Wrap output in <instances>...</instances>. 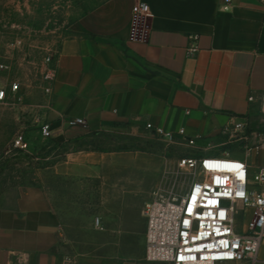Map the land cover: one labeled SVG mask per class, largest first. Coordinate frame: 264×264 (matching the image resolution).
Listing matches in <instances>:
<instances>
[{"label":"crops","instance_id":"1","mask_svg":"<svg viewBox=\"0 0 264 264\" xmlns=\"http://www.w3.org/2000/svg\"><path fill=\"white\" fill-rule=\"evenodd\" d=\"M138 1L148 3L154 16L146 19L148 38L132 41ZM223 5L224 0H107L81 16L56 56L57 79L42 106L46 121L61 129L56 138L70 142L114 129L149 133L150 122L174 132L184 128L206 148L227 141L221 129L232 117L247 116L253 124L264 92V2L232 0L230 11ZM192 35L199 36V51L189 55ZM251 95L255 102H249ZM75 118L86 125L70 126ZM105 155L73 151L59 166L79 180L110 172L108 212L63 218L39 186L0 203V264H64L67 255L75 264H169L146 258L142 211L148 200L128 191L144 183L117 187L123 175L99 167ZM243 264H264V247L256 261Z\"/></svg>","mask_w":264,"mask_h":264},{"label":"rangeland","instance_id":"2","mask_svg":"<svg viewBox=\"0 0 264 264\" xmlns=\"http://www.w3.org/2000/svg\"><path fill=\"white\" fill-rule=\"evenodd\" d=\"M107 0H0V83L8 87L19 83L18 100L0 106V203L31 186L42 187L56 204L63 218L95 216L109 211L105 187L106 176L76 179L59 166L67 153L79 150L105 153L102 168L118 170L120 185L130 189L133 197L151 199L155 192L184 193L194 175L181 169L179 158L195 149L167 145L149 133L129 129L91 132L79 141L44 138L40 123L46 121L43 105L42 71L47 57L57 55L63 41L72 36V25L84 14ZM253 127L264 130V116L257 113ZM24 135L28 146L15 145ZM210 151L246 155V147L217 140L203 145ZM252 165L264 166V148L247 156ZM141 179L143 182H141ZM120 189V188H119ZM244 218L238 215V228Z\"/></svg>","mask_w":264,"mask_h":264},{"label":"built area","instance_id":"3","mask_svg":"<svg viewBox=\"0 0 264 264\" xmlns=\"http://www.w3.org/2000/svg\"><path fill=\"white\" fill-rule=\"evenodd\" d=\"M264 2V0H259ZM232 0H224L223 9L230 11ZM154 16L151 6L142 1L134 5L132 41L148 38L150 26L146 19ZM189 55L199 51L198 35L191 36ZM57 55L46 58L42 71L44 94L52 93L57 79ZM5 65H0V70ZM20 85L12 82L6 87L0 83V106L18 100ZM256 98L249 96V102ZM259 114L264 116V92L258 99ZM70 126L86 125L82 118L68 121ZM150 135L167 145H181L195 149L191 155L179 158L181 169L192 171L194 178L182 194L155 192L143 208L147 220L146 258L152 262L169 264H243L256 261L264 247V166L255 168L247 156L264 148V130L254 128L247 116L232 117L221 129L227 143L246 147L244 157L228 153L205 154L195 138L186 130L169 131L147 123ZM40 133L46 138H56L61 129L50 122L40 123ZM179 137V138H178ZM19 148L28 143L24 135L15 140ZM244 223L238 228V215ZM95 224L102 228L101 219ZM64 264H75L73 257L65 256Z\"/></svg>","mask_w":264,"mask_h":264},{"label":"trees","instance_id":"4","mask_svg":"<svg viewBox=\"0 0 264 264\" xmlns=\"http://www.w3.org/2000/svg\"><path fill=\"white\" fill-rule=\"evenodd\" d=\"M96 133H98V132H96ZM82 137H80V138H77V139H75L76 141H79L80 139H81ZM71 142V141H70Z\"/></svg>","mask_w":264,"mask_h":264}]
</instances>
